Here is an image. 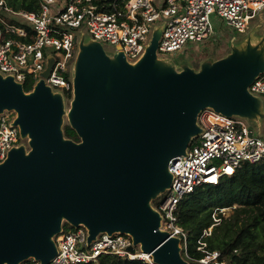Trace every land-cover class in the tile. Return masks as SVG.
<instances>
[{"label":"water","instance_id":"1","mask_svg":"<svg viewBox=\"0 0 264 264\" xmlns=\"http://www.w3.org/2000/svg\"><path fill=\"white\" fill-rule=\"evenodd\" d=\"M160 33L153 28L133 61L120 45L108 54L99 41L78 38L67 111L78 141L63 135L64 94L43 79L25 91L0 74V113L14 111L13 125L28 139L0 162V264H47L64 222L83 225L87 244L122 232L129 251L137 247L155 264H190L180 238L160 228L153 202L170 185L168 161L200 132V110L264 118L247 89L264 72V50L248 37L199 69H175L158 60ZM52 63L49 56L43 77Z\"/></svg>","mask_w":264,"mask_h":264},{"label":"built area","instance_id":"2","mask_svg":"<svg viewBox=\"0 0 264 264\" xmlns=\"http://www.w3.org/2000/svg\"><path fill=\"white\" fill-rule=\"evenodd\" d=\"M35 11L13 9L0 0V74L16 82L40 79L54 91L72 94L71 69L77 53L74 30L84 25L91 38L113 46L120 45L125 57L133 61L144 51L151 34V24L164 22L157 54L182 51L186 45L203 47L215 33L213 17L244 32L249 20L264 9V0H37ZM105 6L111 7L104 10ZM13 19V20H10ZM18 20L20 23H16ZM53 63L46 77L41 75L48 57ZM255 95H264V72L248 86ZM15 112L0 113V162L13 147L27 146V138L13 125ZM200 132L182 155L168 161L169 187L153 202L160 214V228L180 238L185 249L186 232L178 224L179 201L203 185H217L244 165L264 159V138L250 134L245 120L206 107L199 111ZM225 208H220L224 210ZM214 221L218 219L213 217ZM211 226L203 231L207 235ZM83 225L61 230L55 237L56 254L47 264L95 262L101 254L155 264L143 257L137 247L129 251L132 239L122 232L99 233L87 244ZM197 247L199 264H226L218 250ZM30 264H40L31 260Z\"/></svg>","mask_w":264,"mask_h":264},{"label":"trees","instance_id":"3","mask_svg":"<svg viewBox=\"0 0 264 264\" xmlns=\"http://www.w3.org/2000/svg\"><path fill=\"white\" fill-rule=\"evenodd\" d=\"M5 3L15 10L35 11L38 7L37 0H5ZM31 84L24 83V90L28 91ZM65 97L70 99L71 94ZM63 135L79 140L67 123L63 125ZM220 208L230 209L224 215ZM176 214L178 224L186 232L185 249L181 253L190 264H199L196 259L202 255L197 249L200 242L205 243L206 250H218L226 264H264V159L238 167L217 185L198 187L179 201ZM213 217L218 220L214 221ZM210 226V233L202 235ZM63 227L71 226L64 222ZM30 263L31 260H25L20 264ZM79 264L150 263L101 254L95 262Z\"/></svg>","mask_w":264,"mask_h":264},{"label":"rangeland","instance_id":"4","mask_svg":"<svg viewBox=\"0 0 264 264\" xmlns=\"http://www.w3.org/2000/svg\"><path fill=\"white\" fill-rule=\"evenodd\" d=\"M158 27V30L162 34L164 22L151 24V29L153 31L154 27ZM215 33L211 35L209 41L203 44V47L198 44L186 45V47L179 52H173L168 54H158V60L161 64L173 65L175 69H180L183 64H187L194 69H199L202 63L207 61H213L215 59L224 57L230 51V45L239 46L243 40L250 37L252 41L261 42V46L264 50V9L259 11L254 19L249 20L248 26L244 32H239L236 29L225 25L224 23L216 20L214 23ZM77 38H83L84 41H90L91 35L88 33L87 28L81 25L79 28L74 30ZM108 54H112L114 51V46L106 43H101ZM264 60V51H263ZM259 100L260 112L264 114V95L257 96ZM64 115L62 117V125L68 122L67 111L70 107V99L64 96ZM262 116L256 118L257 122L249 121L245 119L249 129L254 135H259L264 138V118ZM230 208H225L222 211L224 215L228 213ZM72 227L64 228L63 230L70 229Z\"/></svg>","mask_w":264,"mask_h":264},{"label":"crops","instance_id":"5","mask_svg":"<svg viewBox=\"0 0 264 264\" xmlns=\"http://www.w3.org/2000/svg\"><path fill=\"white\" fill-rule=\"evenodd\" d=\"M257 14H258V13H257ZM255 16H256V15H255ZM255 16H254V17H255ZM212 19H213V23H215L216 20L220 21V20H219L218 18H216V17H213ZM253 19H254V18H253Z\"/></svg>","mask_w":264,"mask_h":264},{"label":"bare ground","instance_id":"6","mask_svg":"<svg viewBox=\"0 0 264 264\" xmlns=\"http://www.w3.org/2000/svg\"><path fill=\"white\" fill-rule=\"evenodd\" d=\"M143 257L147 258V254H142Z\"/></svg>","mask_w":264,"mask_h":264}]
</instances>
